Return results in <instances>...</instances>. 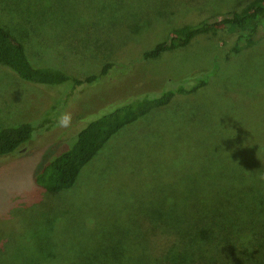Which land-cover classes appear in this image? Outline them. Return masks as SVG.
Wrapping results in <instances>:
<instances>
[{
	"label": "rangeland",
	"instance_id": "1",
	"mask_svg": "<svg viewBox=\"0 0 264 264\" xmlns=\"http://www.w3.org/2000/svg\"><path fill=\"white\" fill-rule=\"evenodd\" d=\"M238 1L0 0V25L33 67L82 79L111 64L69 91L0 68V129H34L0 158V264H264V39L228 56L233 35L201 34L141 59L176 28L244 8ZM214 62L203 88L112 135L71 188L34 183L101 109Z\"/></svg>",
	"mask_w": 264,
	"mask_h": 264
},
{
	"label": "trees",
	"instance_id": "2",
	"mask_svg": "<svg viewBox=\"0 0 264 264\" xmlns=\"http://www.w3.org/2000/svg\"><path fill=\"white\" fill-rule=\"evenodd\" d=\"M233 1V0H232ZM245 7L240 10H227L204 17L191 25L174 29L165 41L155 44L142 53V60H157L165 53L185 48L197 36L210 35L220 38L233 35L228 56L245 51L264 39V0H240ZM240 7V6H239ZM0 68L12 72L18 79L38 87L65 86L67 91L94 84L111 69L106 64L98 75L85 78L72 77L62 70L52 67H33L29 62L23 45L5 27L0 25ZM213 70L199 73L190 79L167 83L159 92H148L134 95L101 109L95 118L88 121L72 136V144L68 149L49 159L34 175V183L48 193H57L71 188L84 168L122 127L146 115L150 110L163 107L175 97H183L203 88ZM31 123H20L0 129V158L9 155L27 143L33 133ZM224 227L221 223L215 228ZM217 231H221L217 229ZM210 233V232H209ZM206 231L200 232L199 239L213 240ZM194 239H198L194 234ZM202 243V240H199Z\"/></svg>",
	"mask_w": 264,
	"mask_h": 264
}]
</instances>
